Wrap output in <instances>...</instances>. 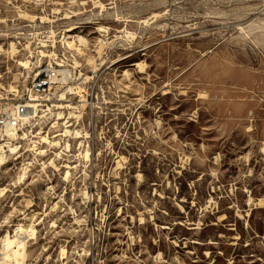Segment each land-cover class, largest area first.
I'll return each mask as SVG.
<instances>
[{"label":"rangeland","instance_id":"rangeland-1","mask_svg":"<svg viewBox=\"0 0 264 264\" xmlns=\"http://www.w3.org/2000/svg\"><path fill=\"white\" fill-rule=\"evenodd\" d=\"M57 57L0 135V251L22 223L27 264H264V0H0V115Z\"/></svg>","mask_w":264,"mask_h":264},{"label":"built area","instance_id":"built-area-1","mask_svg":"<svg viewBox=\"0 0 264 264\" xmlns=\"http://www.w3.org/2000/svg\"><path fill=\"white\" fill-rule=\"evenodd\" d=\"M41 34L43 33L37 35ZM57 60L58 61H54L55 65L51 62L49 64L40 65L39 70L33 77L29 92L25 95V99L22 100L23 102L15 106L13 110L0 115L1 137L8 135L9 131H15L17 133L19 129L27 126L31 121H35V118L38 117V113L42 111L41 107L43 106L40 105L38 106V112L34 113V115L27 119L26 114L28 113L29 108L27 106L28 103L24 102L26 98H41L38 103L46 104L47 106V102L50 101L49 94L53 87L64 88L77 78V75L80 73V67L77 66L73 60H69L66 57H57Z\"/></svg>","mask_w":264,"mask_h":264},{"label":"bare ground","instance_id":"bare-ground-1","mask_svg":"<svg viewBox=\"0 0 264 264\" xmlns=\"http://www.w3.org/2000/svg\"><path fill=\"white\" fill-rule=\"evenodd\" d=\"M69 30H71V29H69ZM130 36L131 35H129L128 37H130ZM81 39L87 42V40L85 38L81 37ZM69 45H71L70 42H69ZM12 48H13V51L14 52L17 51L14 46ZM24 64L27 66L28 65V61L25 62ZM76 90H77V88L71 87V92L72 93H77L78 91H76ZM60 100L61 101H64V102L65 101H68L65 93H63L61 95V99ZM36 101H38V98H36V97L26 98V100L24 101V102H27L28 103L27 106L29 108V111L26 114V118L27 119H29L30 116L34 115V113H37L38 110H39L38 109V106L42 105V104H33L32 103V102H36ZM65 107L66 106H64V105H58V108H60V109H63ZM67 107H69L70 109H72V111L69 114L74 115L75 117H79V115L75 114V112L77 111L75 109H78L77 106H73V105L69 104V105H67ZM57 116H58V119L59 120L66 118L63 115V112H59V114ZM68 122L69 121H67V120L65 122V124H66V126H65L66 127V130H65L64 134L69 133V132H73V133H75L74 135H76L75 136L76 138L83 137L80 129H70V126H72L73 124H71V123L68 124ZM17 134L18 133H16L15 131H9V133H8V135L11 137V139L12 138H17ZM61 135H63V134H61ZM22 136H24V134ZM27 137H28V134H27ZM82 143H83V141H82ZM56 144H58L57 141H56ZM8 146H9L8 150L11 153H16L18 151V146H15L13 144H9ZM65 147H67L69 149L70 143H67V145H65ZM86 154L89 155V153H86ZM86 154H85V156H86ZM5 161H6V150L2 148V150H0V165L1 164H4ZM26 175H27V173H26ZM22 177H24V176H22ZM67 177H69L68 174H67ZM24 179H26V177ZM21 181H19V182H21ZM36 233H37V230L35 228L25 227V225H23L21 223L15 229V234L14 235H11V234L6 235V237L3 240V251H0V253H1V256H0V264H27L28 257H29V250H28L29 241L32 240V239H36V237H37Z\"/></svg>","mask_w":264,"mask_h":264}]
</instances>
